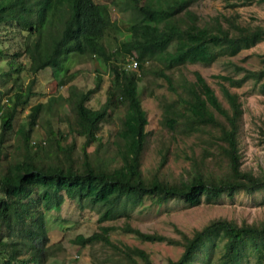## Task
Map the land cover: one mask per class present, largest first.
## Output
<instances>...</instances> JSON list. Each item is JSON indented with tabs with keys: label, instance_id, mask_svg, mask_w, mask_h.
<instances>
[{
	"label": "trees",
	"instance_id": "trees-1",
	"mask_svg": "<svg viewBox=\"0 0 264 264\" xmlns=\"http://www.w3.org/2000/svg\"><path fill=\"white\" fill-rule=\"evenodd\" d=\"M119 1L123 9L129 10L131 14L128 23L117 24L110 18L108 5L93 0H0V23L13 24L26 31L22 52L29 60L27 69L31 74L50 68L58 76L59 84H63L69 79L68 75L64 76L67 71L65 62L72 56L97 57L107 65L112 86L108 87L103 104L97 109L85 105L88 96L99 85L100 77H96L93 88L79 93L73 103L77 122L71 130L84 136L85 145L98 141L95 132L105 119L108 107H115L122 101L126 103L117 135L122 141L118 150L120 162L112 167L91 160L84 150L79 165L74 166L70 157L72 145L61 149L68 160L66 164L58 157L50 162L43 161L38 154L42 146L30 143L29 136L41 104L30 107L26 127L21 128L22 158L0 170V246L3 247L0 258L3 264H42V246L46 242L43 216L39 212L36 218L29 219V211L22 203L36 189L40 191L44 208L59 206L61 194H64L78 203L87 202L100 207L97 220L101 222L118 216L128 217L129 210L144 197H151L155 203L179 199L188 206H196L201 202L213 203L222 194L231 197L237 191L252 193L264 188V169L254 174L241 168L238 142L241 107L236 94L221 86L228 104V108L222 107L211 87L197 72L193 82L183 80L181 83L186 94L185 98H181L187 104L185 111L173 109L172 103L167 104L166 108L172 110L175 116L183 118L192 129L194 126L207 125L216 128L210 132V142L216 155L210 165L214 168L200 169L195 164L173 181L157 174L146 178L140 169V155L146 140L144 126L147 120L140 105L137 87L139 73L146 62H154L158 66L155 74L166 82L169 90L176 92L169 73L175 67L185 63L208 65L220 56H233L263 38L264 26L249 28L240 25L236 17L224 15L209 17L199 24V17L189 9L198 0ZM234 2L236 6L251 2L264 3V0ZM117 32L127 34V38L113 49L108 48L109 35ZM128 57L136 60L135 68H125ZM119 59L125 61L123 66L118 65ZM19 69L16 65L10 66L0 73V96L6 95L4 102H0V154L17 109L33 95V78L25 89L16 85ZM238 69L243 71L240 79L224 75H217V78L227 81L229 85L239 86L242 80L258 81L264 77V66L257 70ZM10 75L12 84L16 85L13 92L10 91L11 85H6ZM114 87L120 91L119 95L115 93ZM215 114L221 116L222 120L216 118ZM174 123L171 119L168 125L172 127ZM260 133L264 140V126ZM56 148H59L57 144ZM203 150L205 156L211 154L210 149ZM162 162L163 157L159 165ZM3 224L7 228L4 234L7 236L6 241L1 240ZM15 226L20 238L24 237L27 241L10 238ZM113 229V226H101L99 232L87 237L77 235L74 242L83 245L98 241L133 263L135 260L132 256H137L143 264H153L141 249L127 246L120 248L112 243L108 233ZM120 230L142 241L180 246L179 256L169 260L168 264H194L205 242L214 238L222 241V251L215 264H239L246 245L251 246L257 261L264 264V222L237 223L218 217L194 229L191 234L174 228L179 238L142 232L130 226ZM23 253L24 256H21Z\"/></svg>",
	"mask_w": 264,
	"mask_h": 264
},
{
	"label": "rangeland",
	"instance_id": "rangeland-1",
	"mask_svg": "<svg viewBox=\"0 0 264 264\" xmlns=\"http://www.w3.org/2000/svg\"><path fill=\"white\" fill-rule=\"evenodd\" d=\"M93 1L106 3L110 18L117 24L128 23L131 20L129 10H124L119 0ZM234 3V0H198L189 9L199 17V24L209 17L224 15L236 17L240 25L249 28L264 26V3L251 2L236 6L233 5ZM25 35L26 31L13 24L0 23L2 52L0 73L10 66H19L16 85H20L22 89H25L29 80L33 78L31 84L33 95L25 105L17 109L11 129L2 143L0 170L14 160L22 158L24 151L21 144V128L26 127L27 113L36 103H40L41 108L29 136L30 143H39L42 146L38 154L43 161L50 162L58 157L63 164H66L68 160L65 159L61 149L72 145L70 157L74 166L79 165L82 150L91 160L110 167L118 165L120 162L118 150L122 141L117 135L126 107L125 101L117 103L115 107H108L105 119L95 132L101 146L97 147L98 141L85 145L84 136L77 135L71 130L76 127L77 122L73 103L77 100L79 93L94 87L96 77H100L99 85L88 96L85 105L90 109H97L105 101L107 89L112 86L111 73L107 65L97 57L72 56L65 62L67 71L64 76L68 75L69 79L63 84H59L58 76L53 74L50 68L31 74L27 69L29 60L22 52ZM126 38L125 33L110 34L108 48L113 49ZM263 57L264 37L249 48L241 49L230 57L220 56L208 65L185 63L175 67L169 73L176 92L169 90L166 82L155 74L158 69L156 63L146 62L139 73L137 83L140 105L145 111L147 120L144 126L146 140L140 155L142 174L146 178L157 174L173 181L191 170L195 164L200 169L212 167L210 164L216 155H214L213 144L210 142V132H214L216 128L207 125L194 126L192 129L183 118L175 116L172 110L166 108L167 104L172 103L173 109L179 112L185 111L187 104L182 102L181 98H185L186 94L181 83L183 80L188 83L193 82L196 72L211 87L222 107L228 108V104L222 94L221 86L236 94L241 107L238 122L241 168L250 170L254 174L264 169V140L260 133L264 126V77L258 81L242 80L239 86L229 85L227 81L217 78V75H224L240 79L243 71L238 67L257 70L264 66ZM124 62L119 59L117 63L123 66ZM11 75L7 77L6 85H11L10 91L13 92L16 85L12 84ZM114 91L117 95L120 94L116 87ZM5 97L6 95H1L0 102H4ZM215 117L222 120L221 116L215 114ZM171 119L175 121L172 127L168 125ZM56 144L60 150L56 148ZM205 148L211 150L209 156L204 155ZM203 156L206 158H202ZM162 157L163 162L159 165ZM61 197L59 206L44 208L40 191L36 189L22 201L24 208L29 211L27 215L29 219L36 218L39 212L43 216L46 242L42 246V264H143L137 256H132L135 260L133 263L116 250L98 241L83 245L74 242L77 235L87 237L93 232H99L101 226L114 227L109 231L108 236L110 241L118 247L141 249L153 264H168L169 260H175L179 256L180 246L164 242L142 241L120 229L130 226L142 232H156L179 238L174 228L191 234L194 229H199L210 219L218 217L231 219L237 223L264 222V188L252 193L237 191L231 197L222 194L213 203L201 202L196 206H188L179 199L155 203L151 197H144L138 205L129 210L128 217L118 216L101 222L97 220L100 207L91 206L87 202L78 203L74 198H67L64 194H61ZM6 230L3 224L2 241L7 240V236L4 235ZM20 236L16 227L12 230L10 238L20 242L27 241ZM221 251V240L214 238L206 241L205 247L200 249L199 257H196L194 264H215ZM0 252H3L2 246H0ZM21 256H24V253ZM3 262L0 258V264ZM239 264L263 263L257 261L251 246L246 245Z\"/></svg>",
	"mask_w": 264,
	"mask_h": 264
},
{
	"label": "built area",
	"instance_id": "built-area-1",
	"mask_svg": "<svg viewBox=\"0 0 264 264\" xmlns=\"http://www.w3.org/2000/svg\"><path fill=\"white\" fill-rule=\"evenodd\" d=\"M126 65V69L130 68L133 69L136 67V60L133 57H128V61L125 64Z\"/></svg>",
	"mask_w": 264,
	"mask_h": 264
}]
</instances>
